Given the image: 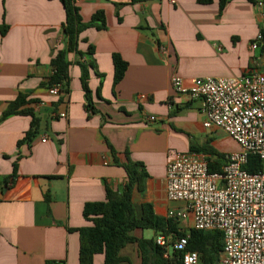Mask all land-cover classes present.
I'll use <instances>...</instances> for the list:
<instances>
[{
	"label": "crops",
	"instance_id": "1",
	"mask_svg": "<svg viewBox=\"0 0 264 264\" xmlns=\"http://www.w3.org/2000/svg\"><path fill=\"white\" fill-rule=\"evenodd\" d=\"M73 3L84 22L103 11L105 28L82 30L77 41L82 60L95 62L88 68L95 112L86 108L77 52L68 54L69 92H47L50 60L65 44L61 0H0V25L6 26L0 33V264H78L76 228L90 224L82 214L85 203L103 201L107 188H123L127 158L147 172L142 189L131 195L138 214L143 203L163 218L184 210V202L164 195L168 149L209 146L224 157L238 146L221 128L203 127L201 100L177 93L171 76L188 86L194 77L264 73L263 53L250 46L259 32L264 39V0L261 7L248 0L223 6L219 0ZM112 53L127 63L115 86ZM19 92L39 100L34 112L41 117L40 130L21 144L30 116L1 117ZM58 111L65 116L54 115ZM13 164L15 176L6 182ZM130 234L156 235L146 237L144 229ZM118 255L124 258L119 264H142L136 241ZM100 256L93 264H102Z\"/></svg>",
	"mask_w": 264,
	"mask_h": 264
},
{
	"label": "built area",
	"instance_id": "2",
	"mask_svg": "<svg viewBox=\"0 0 264 264\" xmlns=\"http://www.w3.org/2000/svg\"><path fill=\"white\" fill-rule=\"evenodd\" d=\"M258 6L263 0H255ZM259 32L251 42L264 55ZM173 89L202 104L204 128H221L237 144L224 156L221 170L210 171L208 158L200 151L170 148L165 154V197L185 203L184 210H170L168 217L190 220V227L218 230L222 249L216 264H264V73L252 69L233 76L194 77L186 86L179 75L170 79ZM59 85L48 93L57 95ZM54 115L64 117L65 112ZM150 116L149 119H153ZM45 142V137L41 138ZM255 154L261 168L246 171L247 157ZM188 233L171 242L170 236L156 234L167 264H202L199 254L187 250ZM176 251V254H172Z\"/></svg>",
	"mask_w": 264,
	"mask_h": 264
},
{
	"label": "trees",
	"instance_id": "3",
	"mask_svg": "<svg viewBox=\"0 0 264 264\" xmlns=\"http://www.w3.org/2000/svg\"><path fill=\"white\" fill-rule=\"evenodd\" d=\"M132 2L143 0H131ZM147 1V0H144ZM211 0H197L200 3H208ZM226 0H219L220 6H223ZM255 3V0H248ZM64 8L65 19L62 23L63 36L65 44L50 60L52 72L47 78L45 85L50 88L53 84L59 85V93L65 94L69 92L70 83V65L68 59L70 52H77L82 56V53L77 49L78 34L82 30L95 27L97 29L105 28L103 11L98 10L93 12L88 21H83L78 14V7L73 3V0H61ZM6 30L5 25H0V33L3 35ZM264 40V39H263ZM93 46L88 47L87 55H91ZM83 57V56H82ZM112 64L114 67L113 86L123 77L127 63L118 53L111 54ZM81 66L79 79L83 94L86 100V108L91 112L96 109L90 98V90L88 87V72L89 67L96 68L94 60H85L81 58L78 61ZM98 94V92H97ZM58 101H62L61 97ZM39 103L38 99L28 98L26 95L17 93L14 99L10 100L6 109L3 110L1 117L5 118L12 114H20L30 116L28 130L19 143L28 142L40 130L41 117L35 114V106ZM111 154L115 155V150L109 145ZM192 150L200 151L214 155V158H208V169L210 171L221 170L223 155L209 146H196ZM115 163L117 159H114ZM122 167L125 169L126 180L121 190L107 188L103 201H92L85 203L83 217L90 222L89 225L76 228L79 236V252L78 264H93L94 255H102V264H119L124 261V258L118 253L127 243L136 241L141 252L142 264H167L173 261L172 258H164L163 248L154 241V239H138L130 234L134 229H152L156 234L170 236L171 242L185 235L186 232L179 228L178 220L174 217H158L155 215L150 203L141 204L140 214L137 213L134 204L131 200V195L134 189L139 191L143 187L144 178L147 176L143 165L139 161L126 159ZM243 168L248 172H255L261 168L258 156L250 154L247 157V162ZM16 165L13 164L11 174L6 178L7 181L13 180L15 176ZM48 199V196L45 194ZM187 239V250L197 251L202 264H216V260L222 249V234L218 230L202 231L190 227ZM149 249V252L145 251ZM172 251V254H176Z\"/></svg>",
	"mask_w": 264,
	"mask_h": 264
},
{
	"label": "rangeland",
	"instance_id": "4",
	"mask_svg": "<svg viewBox=\"0 0 264 264\" xmlns=\"http://www.w3.org/2000/svg\"><path fill=\"white\" fill-rule=\"evenodd\" d=\"M215 138H217V140H220L221 141L220 136H216ZM177 225H178L179 228L183 229L186 233L189 232L188 226H190V225L188 224V219H180V220H178ZM153 232L154 231L152 229H144V233H145L144 236L151 237L152 234H153ZM96 256H97V259L98 258L101 259V256L100 255H97L96 254Z\"/></svg>",
	"mask_w": 264,
	"mask_h": 264
}]
</instances>
